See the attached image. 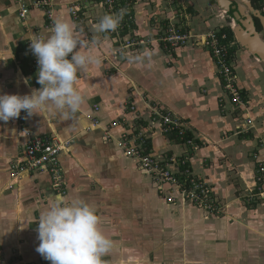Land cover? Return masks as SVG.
<instances>
[{
  "label": "crops",
  "instance_id": "crops-1",
  "mask_svg": "<svg viewBox=\"0 0 264 264\" xmlns=\"http://www.w3.org/2000/svg\"><path fill=\"white\" fill-rule=\"evenodd\" d=\"M34 1L0 0V94L23 96L41 87L26 37L50 26ZM52 1L54 19L65 9L87 45L80 51L98 62L77 74L75 86L85 103L71 119L54 111L31 117L22 111L19 118L0 121V258L9 261L17 253L16 264H41L38 217L57 195L47 173L12 179L14 166L25 161L28 132L73 141L61 156L65 196H80L96 208L99 227L112 241L104 264H264V200L249 203L239 194L255 186L264 162V85L253 84L260 76L237 50L248 109L237 107L224 90L211 50L202 42L225 27L215 0L185 1L194 39L173 53L158 42L153 6L138 7L132 29L152 40L140 39L128 55L117 54L111 38L95 30L100 20L92 7H81L77 24L70 14L75 0ZM21 4L29 8L24 21ZM153 111L182 120L196 146L170 141L156 123L148 149L156 157H189L193 175L205 179L226 205L222 216L209 217L191 203L167 204L138 161L125 156L119 143L127 132L137 135L150 126ZM244 120L252 124L241 128Z\"/></svg>",
  "mask_w": 264,
  "mask_h": 264
},
{
  "label": "built area",
  "instance_id": "built-area-1",
  "mask_svg": "<svg viewBox=\"0 0 264 264\" xmlns=\"http://www.w3.org/2000/svg\"><path fill=\"white\" fill-rule=\"evenodd\" d=\"M94 1L105 10V14H119L123 10V18L118 28L115 31L104 33L116 44V48L118 49L117 54H130L131 51L129 49L139 44L134 42L130 36V30L135 21L131 12L133 0H124V4L121 0ZM33 5L44 12L51 28L54 21L52 0H35ZM28 13V6L21 4L20 18L22 21L27 19ZM79 13L80 11L78 10L72 12L75 21L79 20ZM125 31H128V33L123 36ZM193 39L191 30H189L186 24L171 23L162 31L158 42L162 44L165 52L173 53L179 49L186 48ZM226 39V35L218 37L216 33H211L204 37L206 45L210 46L224 90L237 107L240 109H248L249 103L243 97L242 90H240L237 84V76L233 71L232 61L228 54L229 44L226 43ZM236 43L232 42L230 45L235 46ZM30 53L33 55L31 50ZM34 64L38 67L35 56ZM156 123L159 124L164 134L167 135L171 132H177L181 144L186 145L188 148H195V140L187 137V128L182 120L171 114L153 111L152 121L149 123L150 126L142 129L137 135L127 132L128 134L119 143L125 156L138 161L141 168L150 175L158 193L165 199L167 204L191 203L203 210L209 217L222 216L227 209L226 205H223L214 189L205 179L193 175L191 167L189 166V157H156L148 149L151 129L154 128ZM243 124L241 128H247L252 122L251 120H244ZM25 136V161L14 166V171L12 172L13 181L17 182L22 180L25 175L31 172L47 173L51 177L52 185L57 195L65 196L66 188L64 187V171L61 156L70 151L73 141L63 140L58 136H32L28 132L25 133ZM254 182V191L261 192L264 187V162L259 164ZM259 195L263 196V193Z\"/></svg>",
  "mask_w": 264,
  "mask_h": 264
},
{
  "label": "clouds",
  "instance_id": "clouds-1",
  "mask_svg": "<svg viewBox=\"0 0 264 264\" xmlns=\"http://www.w3.org/2000/svg\"><path fill=\"white\" fill-rule=\"evenodd\" d=\"M122 18L123 10L105 14L94 28L97 32L115 31ZM26 38L37 59V83L41 87L23 96L0 94V121L19 118L22 111L27 117L54 111L62 119H71L85 103L75 86L77 74L98 61L80 51L87 45L65 9L60 10L50 29ZM100 222L96 208L82 197H50L38 217L36 251L50 264H104L112 241L100 229Z\"/></svg>",
  "mask_w": 264,
  "mask_h": 264
},
{
  "label": "rangeland",
  "instance_id": "rangeland-1",
  "mask_svg": "<svg viewBox=\"0 0 264 264\" xmlns=\"http://www.w3.org/2000/svg\"><path fill=\"white\" fill-rule=\"evenodd\" d=\"M162 1L163 2H161V3H163V5H161L160 3H159V5L164 6V7L159 6L157 1L156 2H152V0H133V7H132V11L131 12H132V14L134 16V12H135V10H137L138 7L147 8V7L151 6V8H152V6H153V9H155L157 14H154V12H153V14H151V21H154L155 28L157 29V32H158L157 39L161 36L162 31L167 26H169L171 23L172 24H176V23H178V24H186L187 23V24H190V28H192V25H191L192 23L191 22H193V16H191L188 13V10L191 7L188 5V3H186L187 2L186 0H162ZM87 2L92 3L91 0H75V1H73L72 4L70 5V10H71L70 14H71V16L73 17L72 12L74 10L80 11V9H82L81 7L89 5L90 6L89 8L92 7L97 13L96 14L97 17L95 19H97L98 16H99L98 20H100L101 17L104 16L105 10L102 9V7L99 6V4H97L96 1H94L92 5L91 4H86ZM259 4L263 6V11H264V0H260ZM157 6L160 7V9ZM167 7H169V8H167ZM79 16H80V14H79ZM134 18H135V16H134ZM80 20H81V16L79 17V20L76 21V23L80 24V22H79ZM231 22H232L231 18L227 17V18H225V20L223 22V25L225 27H229ZM135 24L136 23L134 22V25ZM130 32H131V39L134 42H139V40L143 39V38H149L150 40H152V38H150V36L140 37V36L136 35V32H134V29H131ZM202 42L204 44H206L205 40H202ZM207 47H208V49H210L209 45H207ZM238 51L241 52L240 54L243 53V55L246 57V60H248V62L250 61L249 63H250V66L252 67V71H256L255 74L260 76V78L256 77V80L254 81L253 84L256 85V86L257 85H259V86L260 85H264V79L261 80V77H264V67L259 65V64H257V62H255L253 57L250 54H248L240 46H239ZM237 55L235 56V60L231 59V61H232L233 69H234L233 71H234L235 75L237 76V84L239 86L240 74H239L238 67H241L243 65V60H242V57H241L240 61L238 62ZM243 76L246 79H249V81H250V78L247 76V74H246V76H245V74H243ZM239 88H240V90L243 91V89H241L240 86H239ZM247 100L249 101V99H247ZM166 114L170 115L169 112H166ZM261 193H263V196L259 195ZM239 194H240L241 198H243L244 200L248 201L249 203H254L255 202L254 200H258V199H261V200L263 199L264 200V187L262 188V190L260 192V191H254L253 187L246 186L243 189L242 188L240 189ZM247 199H249V200H247ZM192 205L195 206L194 204H192ZM223 205H224V203H223ZM195 207H197V206H195ZM203 213H205V212L203 211ZM19 261H21V260H20V257H19V255L17 253H16V255H14V258L10 259L9 261H5L4 259L0 258V264H16ZM39 262L41 264H47L45 259H43V258H41L39 260Z\"/></svg>",
  "mask_w": 264,
  "mask_h": 264
},
{
  "label": "water",
  "instance_id": "water-1",
  "mask_svg": "<svg viewBox=\"0 0 264 264\" xmlns=\"http://www.w3.org/2000/svg\"><path fill=\"white\" fill-rule=\"evenodd\" d=\"M219 15L225 20L233 11L229 25L235 40L250 54L257 64L264 66V15L250 0H215ZM255 20L260 22L258 31Z\"/></svg>",
  "mask_w": 264,
  "mask_h": 264
},
{
  "label": "trees",
  "instance_id": "trees-1",
  "mask_svg": "<svg viewBox=\"0 0 264 264\" xmlns=\"http://www.w3.org/2000/svg\"><path fill=\"white\" fill-rule=\"evenodd\" d=\"M250 1L253 3L256 10L260 11L264 15L263 6L259 4L260 0H250ZM121 2L124 4V0H121ZM232 15H233V11L230 13L229 17L232 18ZM256 22H257V26L259 27V29H261L260 22L258 20ZM127 33H128V31H125L123 33V36L127 35ZM216 34L218 37H221L222 35L227 36L226 43L229 44V53L228 54H229V57L231 59L235 60V55H236L237 50L239 49V44L236 43L235 46L230 45L232 42H237L235 40L234 34L232 33L231 29L229 27H223L221 30L217 31ZM166 136L168 137V139L170 141H174L176 143L181 144V140H180L179 134L177 132H171V133L167 134ZM187 137L192 138V136L189 133H187ZM148 146L150 147L149 140H148Z\"/></svg>",
  "mask_w": 264,
  "mask_h": 264
},
{
  "label": "flooded vegetation",
  "instance_id": "flooded-vegetation-1",
  "mask_svg": "<svg viewBox=\"0 0 264 264\" xmlns=\"http://www.w3.org/2000/svg\"><path fill=\"white\" fill-rule=\"evenodd\" d=\"M229 17V16H228ZM230 18V17H229ZM257 20H255V24H256V27H257V29H258V31H262V28L261 29H259V27L257 26V22H256ZM261 26V25H260Z\"/></svg>",
  "mask_w": 264,
  "mask_h": 264
}]
</instances>
